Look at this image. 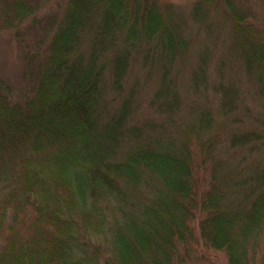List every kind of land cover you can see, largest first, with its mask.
<instances>
[{
    "label": "trees",
    "instance_id": "1",
    "mask_svg": "<svg viewBox=\"0 0 264 264\" xmlns=\"http://www.w3.org/2000/svg\"><path fill=\"white\" fill-rule=\"evenodd\" d=\"M185 1L0 0V264H264V0Z\"/></svg>",
    "mask_w": 264,
    "mask_h": 264
},
{
    "label": "rangeland",
    "instance_id": "2",
    "mask_svg": "<svg viewBox=\"0 0 264 264\" xmlns=\"http://www.w3.org/2000/svg\"><path fill=\"white\" fill-rule=\"evenodd\" d=\"M171 1L178 5H185V0H165ZM184 6V7H185ZM24 69V61L22 60L21 51L17 47L11 37L4 33L0 35V79L7 82L14 93L19 94L22 84L21 77ZM252 100L249 95L245 98L244 104L252 106ZM199 264H226V259L222 254L215 252H207L205 259Z\"/></svg>",
    "mask_w": 264,
    "mask_h": 264
}]
</instances>
